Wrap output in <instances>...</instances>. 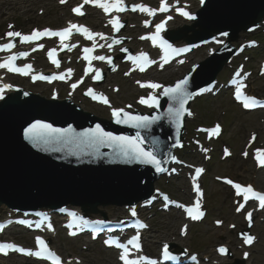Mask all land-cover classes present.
Instances as JSON below:
<instances>
[{"label": "snow or ice", "instance_id": "6c2138e0", "mask_svg": "<svg viewBox=\"0 0 264 264\" xmlns=\"http://www.w3.org/2000/svg\"><path fill=\"white\" fill-rule=\"evenodd\" d=\"M61 3H65L66 0H60ZM89 2H92L94 4H97L100 8L104 10L105 13H110L112 11H115L117 13L119 12H124L126 10L125 5L123 3V0H108V2H100V0H83V3L87 4ZM83 5L76 7L73 9V11L77 15H84V13L81 11V7ZM139 9V11L147 13L150 16L155 15L156 11L155 9H151L149 7H146L144 5H136L132 8V11H136ZM159 11L166 12L168 11L167 3L166 0H162L161 7ZM180 14L183 16L188 17L189 19H195L194 16H191L188 12L179 10ZM168 19H171V17H168ZM110 24L115 28L117 32L120 31V29L124 26L119 19V16H117L114 19H111L109 21ZM165 22H162L160 24H157L155 26L156 31L155 34L142 37V39H149L152 41V43L159 44V47L164 50L165 57H164V62H168V55L169 53L176 54L179 52H184L187 51V49H176L173 48L171 44L168 43L167 40H165L160 33L164 30L165 27ZM149 24L148 21H145V26ZM10 28L12 27L11 25L9 26ZM73 30H75L78 33H82L84 36H86L87 39L89 40H94L96 35L101 36L103 38L102 34L100 33H95L93 34L87 27L83 26H78L77 24L74 23H69L68 27L63 28L62 30L58 31H52V30H44V31H36L34 30L30 35H22V33L18 31H8L6 33V37L8 38H16L19 37L21 39V42H32L35 40H39L42 37L48 36V37H59L60 42L64 47H69V45L64 44V41L69 39L71 36ZM223 35H228L227 33H224ZM116 43H120V41H116ZM14 43H8V44H3L0 45V51L4 50H9L10 48L14 47ZM42 48L43 45H40ZM100 47H103V45H100ZM111 47V45H109ZM95 48V45H93V48H84L83 51L85 53L84 59L88 60L89 63L93 59L104 61L107 59V63L109 65L112 64L111 58H106L105 56H92L91 53L93 52ZM124 51H127L124 49ZM55 52L56 49H52L48 52L49 58L52 60L54 64L59 67V62L55 59ZM28 53L26 52H21L19 54L20 57L27 56ZM17 56H12L8 59L7 62L5 63H0V68H7L9 71L13 72H18L22 73L24 75L29 74V70L31 69V65H26L25 68H18L14 66V61L17 59ZM129 59L133 61V63H137L138 61H143L139 65L140 70L144 71L143 64H151L153 61L149 60L147 54L141 53L140 56L133 57L129 56ZM183 63V61H181ZM162 66V65H161ZM115 70V69H113ZM97 75L96 79H101L102 77L99 74V70H96ZM71 73V70H69V74ZM237 76L240 75L239 72L236 73ZM64 79V76H59V77H49V76H44V75H39L36 77H33V79H40V80H47L50 81L52 79ZM189 84V80L187 78L180 80L175 84V86H168L165 87L161 84L158 83H148V84H141V87H148L152 90L156 89H163V96L168 97L172 102L173 105H170L168 108V113L167 115L170 118H173L176 124L177 132L179 131L180 125H181V120L184 115V113L187 111L185 108V104L189 99L193 97V93L188 91L187 85ZM5 87L10 88L11 85H5ZM73 88L76 87L74 84L72 86ZM244 87L243 84L238 83L237 84V91L235 93L236 99H243V106L245 108H252L256 105H260L264 107V105L260 104V101L255 99L254 97L246 96L243 95L241 89ZM88 95L92 96L93 99H97V95L92 91L89 90L87 93ZM27 95V93H25ZM3 95L0 94V99H3ZM103 103L108 104V100L104 98L102 95L99 97ZM140 104L146 105L148 108H159L160 107V99L157 95L155 94H149L147 98H141L139 100ZM113 116L116 117V123L117 124H130L132 127L135 128H149L150 125H153L157 123L159 120L163 119L162 116L159 115H153V116H148V115H137L133 116L130 115L126 112H124L123 109H115L113 110ZM191 112H188V115H191ZM123 115V119H121V116ZM220 126L217 125L213 130L212 133L214 135H217L220 133ZM25 136L33 141L34 143H43V144H51V143H65V142H73V141H79L80 143L87 144L88 146H92L95 148L107 146L110 147L114 150V152L123 155L127 157L129 160H138L142 164H150L154 165L155 169L157 172H165L167 171L166 168L162 167V162L157 159V157L153 154V151H147L145 148L142 146L143 145V137L140 136L139 132L136 134V137H128V136H115L111 132H106L103 130V128L100 127V125H96L95 129H89L84 133L76 134L72 128L68 129H59L53 127L51 124L48 123H43L40 121H37L36 123L32 124L28 129L25 131ZM255 139V135L253 136V140ZM182 146V145H181ZM226 154H227V150ZM245 156H247V152L244 153ZM174 159V157H173ZM257 160L261 166H264V159H260L259 155L257 156ZM166 163V161H165ZM204 171L203 168H196L195 173L196 177H199V175ZM219 179V178H218ZM193 183L195 185V191L198 193V197H202L203 193L200 189V186L198 183H196V178H193ZM228 184H233V181L227 180ZM234 187L237 191V194H242L244 197V201L247 202L249 200V194H251L252 198H255L259 201V207L264 208V194H261L259 192H256L253 190L252 186H247L242 188V186L239 183L234 184ZM167 199V197H165ZM178 207L184 208V205H177ZM201 207L200 199L198 198L196 201V204L194 207H187L185 210L187 214L191 217L192 220H200L203 217V212L199 211ZM244 207V204H240L239 207L237 208V212H239L242 208ZM77 214L72 213V216L75 217ZM131 216L136 217L137 212L135 208L131 209ZM83 220V218H80ZM249 225L252 223V213L248 212L247 217H246ZM21 224L29 223L27 221L21 220L18 221ZM88 221H84V224H87ZM98 223H103V222H98ZM217 223H221L220 221H217ZM37 227H40V224L36 225ZM140 228H145L147 225L140 223ZM52 225L49 223L48 228L51 229ZM3 230V226H0V231ZM187 230V225L184 226L183 232L186 234ZM70 235L75 236L76 232H71ZM245 237V243L247 245H251L254 241V237L251 235H248L247 233L243 234ZM141 237L139 234L132 236L131 239L127 241V243H119L118 240L116 239H111L105 241L106 244L109 245H115L116 247L122 249V253L120 255V260L123 261V264H156V261H147L146 257H139L138 259H130L131 251L129 248V245L134 246L136 250H139L141 248L140 244ZM36 243L39 245V250L38 251H32L30 249H25L24 247H17L15 244H0V252H4L7 254L6 250L7 249H12L19 251L20 253H25L26 255L29 256H35V257H40V258H47L51 259L53 261V264H61L60 258L56 256L54 252H52L46 241L40 237L36 238ZM218 251L222 254L227 253V249L224 247H220ZM247 256V254H245ZM163 256L165 259H169L170 257V252H169V247L167 244L164 245L163 247ZM192 260L195 261L196 257L193 256Z\"/></svg>", "mask_w": 264, "mask_h": 264}, {"label": "rangeland", "instance_id": "374dc122", "mask_svg": "<svg viewBox=\"0 0 264 264\" xmlns=\"http://www.w3.org/2000/svg\"><path fill=\"white\" fill-rule=\"evenodd\" d=\"M42 4H46L45 2H38V4H34L31 6V8H28V12L30 14H32V16H36L37 15V9L38 7H41ZM56 8V6L54 4H51L48 6L47 10L49 11V13H53V10ZM21 12V11H20ZM49 17V18H47ZM34 19H39L40 21H42L43 23L45 22H50L51 21V17L48 15H44L43 17H39L37 16ZM126 88H129V84L125 83ZM124 88L123 92L118 96L119 99L122 100H126L128 98H130L131 96H128L127 90ZM201 106H207L205 108L200 107L199 109L201 110V119L203 120V118L206 119L207 122L211 123L213 120L215 119H221V118H226V117H230V119L227 118V132L225 134V139L226 140H233L236 138H239L240 141H242V139L244 138V136L247 134V123L249 121H251V119L253 118V116L248 117L247 115L243 116V115H239L238 110L234 109L231 107V105L229 104V102L226 101H221V103L219 101H209V100H205L203 102L200 103ZM222 107H224V109L220 110ZM96 111V110H95ZM229 111V113H228ZM228 114L225 115L224 114ZM206 114V115H205ZM230 114V116H229ZM247 116V117H246ZM256 126V125H254ZM258 126V125H257ZM234 138V139H233ZM235 144H238V141H236ZM232 166H230V164H222L218 161H215L212 165V170L210 173V176L207 178L206 182H207V192H208V196L211 201H216L217 202V206L223 207L224 203L222 201L224 194H226L225 189H223L222 187H220L217 183L214 182L213 179V174L214 173H220V174H224L227 173L229 171H231L233 174H237L236 171H234L233 169H231ZM237 175H245L242 172H240V174ZM100 209H103V207H100ZM103 210L106 211H110L107 207ZM176 215H172V216H161L159 215L158 217L155 218V220H153L154 222V231H153V235L157 236L158 239L161 238H165L166 235L168 234L169 231L173 230L172 232H174L177 229L178 226V217ZM176 219L173 226L170 225V223L168 221L173 219ZM258 233L260 236H262V239L260 240V243L257 244V246L254 248V251L256 249H260V250H264V245L261 246V244H264V224L261 225L259 224V227L257 229ZM212 237L213 233L211 232L210 227H208L206 224H204L202 227H199L198 230H193L191 232V235L188 239H186V242L188 244H190L191 246H197L198 250H209L208 248L214 243L213 238ZM156 238V237H155ZM213 240V241H212ZM199 246V247H198ZM102 253L99 251L96 252H90V255L86 257V261L87 264H109L106 261H104L102 258ZM256 262H258V264H263L262 262H260L259 260H257Z\"/></svg>", "mask_w": 264, "mask_h": 264}, {"label": "bare ground", "instance_id": "6f19581e", "mask_svg": "<svg viewBox=\"0 0 264 264\" xmlns=\"http://www.w3.org/2000/svg\"><path fill=\"white\" fill-rule=\"evenodd\" d=\"M133 179H135L134 181H136L137 177H133ZM113 210H118V211H120V207H115V208H113Z\"/></svg>", "mask_w": 264, "mask_h": 264}, {"label": "water", "instance_id": "95a60500", "mask_svg": "<svg viewBox=\"0 0 264 264\" xmlns=\"http://www.w3.org/2000/svg\"><path fill=\"white\" fill-rule=\"evenodd\" d=\"M38 114V113H37ZM105 183V181H104V179H103V176H102V181H101V184H104ZM92 192V191H91Z\"/></svg>", "mask_w": 264, "mask_h": 264}]
</instances>
